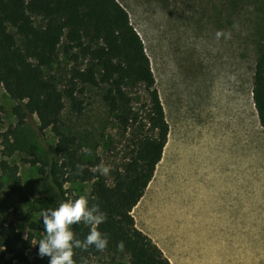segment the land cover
<instances>
[{
    "label": "rangeland",
    "instance_id": "1",
    "mask_svg": "<svg viewBox=\"0 0 264 264\" xmlns=\"http://www.w3.org/2000/svg\"><path fill=\"white\" fill-rule=\"evenodd\" d=\"M117 1L143 42L168 124L161 158L130 212L135 226L171 264H264V130L251 99L264 0ZM70 67L60 53L45 72L61 88ZM80 98L81 114L64 100L62 130L76 138L83 160H98L110 182L124 161L126 138L98 89L85 87ZM14 104L0 86V135L16 126ZM19 128L46 159L45 143L56 141L50 130ZM26 158L20 150L9 153L0 136V231L12 223L24 236L45 219L46 202L57 200L51 188L43 193L39 164ZM92 182L64 183L69 204L77 207ZM31 232L34 244L43 237ZM115 260L128 264L125 254Z\"/></svg>",
    "mask_w": 264,
    "mask_h": 264
},
{
    "label": "trees",
    "instance_id": "2",
    "mask_svg": "<svg viewBox=\"0 0 264 264\" xmlns=\"http://www.w3.org/2000/svg\"><path fill=\"white\" fill-rule=\"evenodd\" d=\"M261 35L251 99L264 130V28ZM60 53L71 67L58 88L45 70ZM0 86L15 102L16 126L0 135L7 151L28 153L30 158L23 160L39 164L41 190L47 194L51 188L57 199L46 202L45 219L30 226L25 236L12 223L2 225L0 264H94L92 259L104 253L113 256L95 264H120L115 260L120 254L126 255L128 264H171L135 226L130 213L161 158L168 124L143 42L120 3L0 0ZM85 87L99 90L100 100L126 138L124 161L113 170L110 182L97 170L98 160H83L76 138L62 130L64 100L72 112L81 114ZM23 126L36 133L49 129L54 135V144L45 143L46 159L36 156L23 139L19 130ZM75 181H93L77 207L69 204L63 188ZM31 231L43 233L35 244Z\"/></svg>",
    "mask_w": 264,
    "mask_h": 264
},
{
    "label": "crops",
    "instance_id": "3",
    "mask_svg": "<svg viewBox=\"0 0 264 264\" xmlns=\"http://www.w3.org/2000/svg\"><path fill=\"white\" fill-rule=\"evenodd\" d=\"M222 259L220 258V261H221ZM217 262V260L216 261H212L211 263H214V264H217L216 263ZM171 263V262H170ZM222 263V261L219 263V264H221Z\"/></svg>",
    "mask_w": 264,
    "mask_h": 264
}]
</instances>
